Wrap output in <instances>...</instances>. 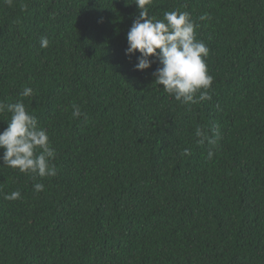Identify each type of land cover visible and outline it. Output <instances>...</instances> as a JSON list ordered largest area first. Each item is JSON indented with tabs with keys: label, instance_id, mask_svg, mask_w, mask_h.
<instances>
[{
	"label": "trees",
	"instance_id": "trees-1",
	"mask_svg": "<svg viewBox=\"0 0 264 264\" xmlns=\"http://www.w3.org/2000/svg\"><path fill=\"white\" fill-rule=\"evenodd\" d=\"M147 7L190 14L210 99L134 70V0H0V101L23 100L56 171L0 165V264H264V0Z\"/></svg>",
	"mask_w": 264,
	"mask_h": 264
},
{
	"label": "clouds",
	"instance_id": "clouds-1",
	"mask_svg": "<svg viewBox=\"0 0 264 264\" xmlns=\"http://www.w3.org/2000/svg\"><path fill=\"white\" fill-rule=\"evenodd\" d=\"M11 4V0H7ZM139 14L133 19L127 32L125 55L136 56L134 70L145 71L158 61L152 73L154 83L163 86L166 93L182 103H195L210 99L213 77L209 74L205 58L209 49L197 40L195 25L187 11H166L162 19L149 16L148 5L152 0H134ZM201 19H205L204 16ZM47 37L41 38V47L48 46ZM137 53L139 55L137 56ZM31 88H24L22 97L32 95ZM10 114L7 127L0 131V165L18 169L21 173H34L40 177L55 176L50 165L55 150L50 146L47 131L38 125L37 118L30 114L23 100L14 103L0 101V114ZM82 115L79 106L73 105L72 116ZM197 135H201L197 130ZM184 154H188L185 149ZM212 152H209L211 158ZM43 184H35L34 190L43 191ZM19 191L5 195L7 200L20 198Z\"/></svg>",
	"mask_w": 264,
	"mask_h": 264
}]
</instances>
